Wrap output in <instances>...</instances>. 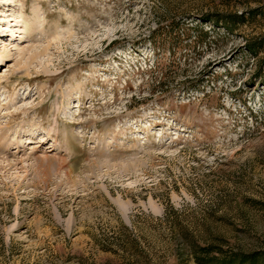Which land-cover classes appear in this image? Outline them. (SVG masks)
<instances>
[{"label": "rangeland", "instance_id": "obj_1", "mask_svg": "<svg viewBox=\"0 0 264 264\" xmlns=\"http://www.w3.org/2000/svg\"><path fill=\"white\" fill-rule=\"evenodd\" d=\"M0 29V264H264V0H0Z\"/></svg>", "mask_w": 264, "mask_h": 264}, {"label": "trees", "instance_id": "obj_2", "mask_svg": "<svg viewBox=\"0 0 264 264\" xmlns=\"http://www.w3.org/2000/svg\"><path fill=\"white\" fill-rule=\"evenodd\" d=\"M209 247L210 246H208V245H205V244H203V245H201V246H199V248H198V250L199 249H202V251H203V255L204 256H202L201 258L200 257H198V261L201 263V264H207V263H214L215 261H216V258H217V256L215 255V254H210L209 253ZM200 251V250H199ZM245 258V257H244ZM252 257H250L249 258V260L247 259V261L248 262H251L250 264H253V262H252Z\"/></svg>", "mask_w": 264, "mask_h": 264}, {"label": "bare ground", "instance_id": "obj_3", "mask_svg": "<svg viewBox=\"0 0 264 264\" xmlns=\"http://www.w3.org/2000/svg\"><path fill=\"white\" fill-rule=\"evenodd\" d=\"M2 27H3V25H2ZM2 29H3V28H2ZM3 31H4V30H3ZM59 34H61V33H58L57 35L59 36ZM57 35H55V36H57ZM61 35H62V34H61ZM55 36H54L53 38H51V39H52V40H53V39H54V40L57 39L58 36H57V37H55ZM1 56H3V55H2V52L0 51V57H1ZM0 150H2V149L0 148Z\"/></svg>", "mask_w": 264, "mask_h": 264}]
</instances>
